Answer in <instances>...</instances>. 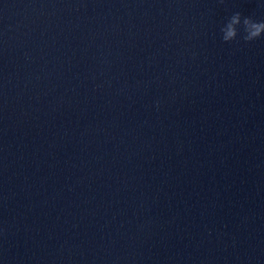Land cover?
<instances>
[{
    "label": "clouds",
    "instance_id": "1",
    "mask_svg": "<svg viewBox=\"0 0 264 264\" xmlns=\"http://www.w3.org/2000/svg\"><path fill=\"white\" fill-rule=\"evenodd\" d=\"M241 29L244 41H254L264 35V21H257L247 16L242 17L240 12H235L220 29L222 40L226 43L236 40Z\"/></svg>",
    "mask_w": 264,
    "mask_h": 264
}]
</instances>
